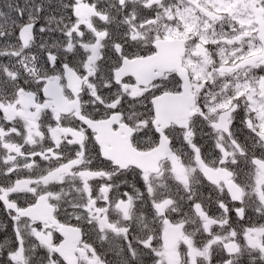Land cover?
<instances>
[{"label": "snow or ice", "instance_id": "1", "mask_svg": "<svg viewBox=\"0 0 264 264\" xmlns=\"http://www.w3.org/2000/svg\"><path fill=\"white\" fill-rule=\"evenodd\" d=\"M0 264H264V0H6Z\"/></svg>", "mask_w": 264, "mask_h": 264}, {"label": "flooded vegetation", "instance_id": "2", "mask_svg": "<svg viewBox=\"0 0 264 264\" xmlns=\"http://www.w3.org/2000/svg\"><path fill=\"white\" fill-rule=\"evenodd\" d=\"M1 220H2V221H1V223H2L1 226H2V225H7V224L9 223V221H8V220L5 218V216L2 215V214H1ZM3 229H4V231H6L5 228H3Z\"/></svg>", "mask_w": 264, "mask_h": 264}, {"label": "rangeland", "instance_id": "3", "mask_svg": "<svg viewBox=\"0 0 264 264\" xmlns=\"http://www.w3.org/2000/svg\"><path fill=\"white\" fill-rule=\"evenodd\" d=\"M6 2V0L4 1V3ZM3 232H4V229H3V227H0V237H2V235H3Z\"/></svg>", "mask_w": 264, "mask_h": 264}, {"label": "bare ground", "instance_id": "4", "mask_svg": "<svg viewBox=\"0 0 264 264\" xmlns=\"http://www.w3.org/2000/svg\"><path fill=\"white\" fill-rule=\"evenodd\" d=\"M4 1H5V0H4ZM20 2L23 3V0H20ZM3 4H4V3H3ZM1 221H2V220H1V214H0V226H1V224H2Z\"/></svg>", "mask_w": 264, "mask_h": 264}, {"label": "trees", "instance_id": "5", "mask_svg": "<svg viewBox=\"0 0 264 264\" xmlns=\"http://www.w3.org/2000/svg\"><path fill=\"white\" fill-rule=\"evenodd\" d=\"M4 3V0H0V5H2Z\"/></svg>", "mask_w": 264, "mask_h": 264}]
</instances>
